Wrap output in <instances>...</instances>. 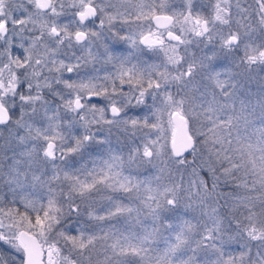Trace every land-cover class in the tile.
Segmentation results:
<instances>
[{"label": "snow or ice", "instance_id": "snow-or-ice-1", "mask_svg": "<svg viewBox=\"0 0 264 264\" xmlns=\"http://www.w3.org/2000/svg\"><path fill=\"white\" fill-rule=\"evenodd\" d=\"M0 264H264V0H0Z\"/></svg>", "mask_w": 264, "mask_h": 264}]
</instances>
